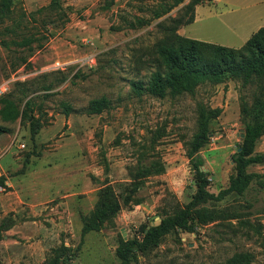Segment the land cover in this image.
Listing matches in <instances>:
<instances>
[{"label":"rangeland","instance_id":"374dc122","mask_svg":"<svg viewBox=\"0 0 264 264\" xmlns=\"http://www.w3.org/2000/svg\"><path fill=\"white\" fill-rule=\"evenodd\" d=\"M5 2L0 108L11 101L19 113L4 119L0 112V264H220L238 253L248 254V264H264V130L254 146L262 159L244 169L252 175L247 186L194 208L187 156L198 108L220 109L200 154L206 190L216 196L228 189L240 129L251 118L241 107L252 106L264 80L206 81L192 93L163 97L133 90L152 71H164L156 44L166 26L188 16L190 0ZM199 4L177 33L238 48L264 26V0ZM102 96L108 107L88 113L89 101ZM26 167L43 174L35 198L29 180L15 181ZM105 189L115 206L99 228L82 234ZM183 210L194 220L171 226L155 244L134 246L127 262L119 259L122 241H141L150 226ZM206 212L212 218L197 221Z\"/></svg>","mask_w":264,"mask_h":264},{"label":"trees","instance_id":"16d2710c","mask_svg":"<svg viewBox=\"0 0 264 264\" xmlns=\"http://www.w3.org/2000/svg\"><path fill=\"white\" fill-rule=\"evenodd\" d=\"M3 0L0 7V17L6 14L7 4ZM203 0H190L186 5L190 12L186 18H178L173 24L165 27V37L156 44L155 52L158 60L162 64L164 71L156 69L151 72L147 84L141 81L133 84V90L136 93L147 92L157 97H163L169 93L179 95L182 93H192L195 88L203 83H219L226 78H232L242 81L243 84L250 81L260 83L264 80V26L254 31L250 37L238 48L206 42L177 33L180 25L189 24L194 20V6ZM192 8V9H191ZM155 18L160 13L155 12ZM262 92L255 95L252 106L242 105V112L249 115L250 122L244 127V135L238 145L239 151H235L232 160L237 164V174L234 183L228 189L220 191L216 196L206 190L208 172L201 169L204 160L200 150L210 139L211 129L210 121L217 116L220 109L200 106L198 108L197 126L192 134L189 150L187 153L189 163L195 173V193L191 201L192 208L198 203L206 200V197L220 199L231 187H235L241 192L250 180L252 175L244 173L245 167L262 159L263 155L254 152L256 141L264 130V85ZM108 99L104 96L93 98L89 101L86 111L90 114H99L108 107ZM4 119H12L18 115L11 101H6L0 108ZM6 129L0 126V134L6 132ZM97 215L90 222L84 224L82 234L100 226V221L107 214L108 206L115 202L110 200L111 195L105 189L101 193ZM117 205V204H116ZM113 208L110 214L116 212ZM97 218V219H96ZM194 220V217L186 211H180L171 221L161 223L158 226H150L145 232L143 239H126L117 247V256L122 262H127L134 246L143 248L150 244L157 243L161 233H164L171 226L182 227L188 219ZM210 212L203 213L197 221L211 219ZM95 220V221H93ZM250 258L246 253H238L228 257L220 264H248Z\"/></svg>","mask_w":264,"mask_h":264},{"label":"crops","instance_id":"0c3cea01","mask_svg":"<svg viewBox=\"0 0 264 264\" xmlns=\"http://www.w3.org/2000/svg\"><path fill=\"white\" fill-rule=\"evenodd\" d=\"M196 7H195L194 19H195V15H196ZM258 28H260V27H258ZM20 145L21 144H19V146ZM38 171H40V170L38 169L36 171H33V170H30L28 167H26L25 168V173L21 174L20 177H17L18 179H15L16 182H22V180H25V179L29 180V182L26 185V187H27L28 191L33 193V197L34 198L37 197V191L40 189L41 182H42V179H43V174H41ZM5 184H7V182H5Z\"/></svg>","mask_w":264,"mask_h":264},{"label":"built area","instance_id":"2783aa9c","mask_svg":"<svg viewBox=\"0 0 264 264\" xmlns=\"http://www.w3.org/2000/svg\"><path fill=\"white\" fill-rule=\"evenodd\" d=\"M58 67H61V65L58 62L54 63V65L52 66V68H54V69H56ZM2 92H3V86H0V95ZM20 146L23 147V144H21ZM0 190H3V188L0 187Z\"/></svg>","mask_w":264,"mask_h":264},{"label":"water","instance_id":"95a60500","mask_svg":"<svg viewBox=\"0 0 264 264\" xmlns=\"http://www.w3.org/2000/svg\"><path fill=\"white\" fill-rule=\"evenodd\" d=\"M240 130H241V132H240V139H242L244 133H243V129H240ZM239 150H240V148H237V151H239ZM201 169H202V170H206L203 166L201 167ZM158 222H159V219L157 218V219L155 220V223H158Z\"/></svg>","mask_w":264,"mask_h":264}]
</instances>
